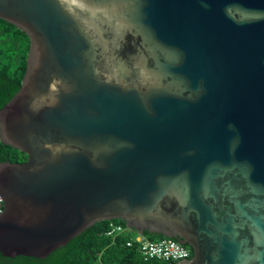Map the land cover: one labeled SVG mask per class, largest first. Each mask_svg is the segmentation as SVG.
<instances>
[{
	"label": "water",
	"instance_id": "1",
	"mask_svg": "<svg viewBox=\"0 0 264 264\" xmlns=\"http://www.w3.org/2000/svg\"><path fill=\"white\" fill-rule=\"evenodd\" d=\"M30 37L0 138V252L103 220L264 264V0H0Z\"/></svg>",
	"mask_w": 264,
	"mask_h": 264
},
{
	"label": "trees",
	"instance_id": "2",
	"mask_svg": "<svg viewBox=\"0 0 264 264\" xmlns=\"http://www.w3.org/2000/svg\"><path fill=\"white\" fill-rule=\"evenodd\" d=\"M30 37L16 25L0 18V109L19 91L27 68ZM28 155L0 138V162H24ZM111 221L127 225L124 220H103L87 228L45 258L18 255L6 257L0 252V264H167L170 261L144 260L138 243H127L136 230L110 236L107 230ZM152 240L165 238L159 233L145 232ZM179 240V238H173ZM186 246L193 249L190 245Z\"/></svg>",
	"mask_w": 264,
	"mask_h": 264
},
{
	"label": "built area",
	"instance_id": "3",
	"mask_svg": "<svg viewBox=\"0 0 264 264\" xmlns=\"http://www.w3.org/2000/svg\"><path fill=\"white\" fill-rule=\"evenodd\" d=\"M3 210V199L0 196V212ZM127 225L118 221H111L107 230V234L110 236H117L119 234L127 233L131 231ZM134 242L138 243L139 251L142 254L144 260H163L176 262L181 259L192 258V250L190 247L180 243L179 241L165 237L156 240L150 239L145 234L136 231V235L129 241L128 245L131 246Z\"/></svg>",
	"mask_w": 264,
	"mask_h": 264
}]
</instances>
